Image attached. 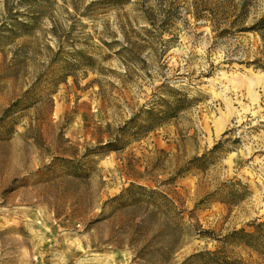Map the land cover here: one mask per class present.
<instances>
[{
	"label": "rangeland",
	"instance_id": "rangeland-1",
	"mask_svg": "<svg viewBox=\"0 0 264 264\" xmlns=\"http://www.w3.org/2000/svg\"><path fill=\"white\" fill-rule=\"evenodd\" d=\"M255 220L264 0H0V264H264Z\"/></svg>",
	"mask_w": 264,
	"mask_h": 264
},
{
	"label": "trees",
	"instance_id": "trees-1",
	"mask_svg": "<svg viewBox=\"0 0 264 264\" xmlns=\"http://www.w3.org/2000/svg\"><path fill=\"white\" fill-rule=\"evenodd\" d=\"M108 2L109 0H103ZM150 18V16H149ZM186 102V97L183 98H177L176 96H171L170 99H163L160 98V105L163 106V109L156 110L154 108L150 109L147 113L150 117L147 119L151 122L153 127H157L162 125L163 122L168 121L171 117L177 113L181 107L184 105L183 103ZM146 122V121H145ZM228 132H225L224 135H226ZM225 141L220 140L218 141L211 150L204 153L201 157H199V162H206L212 157L213 155L219 153L220 151H223L225 148L224 145ZM229 192H234L236 189V183H228ZM139 193L141 196L144 197H151L154 194H161L166 197V195L155 191L152 188H147L142 185H136L132 183L124 192L121 194V196H118V198H121L124 194H129L130 196L139 195L136 194ZM250 226H252L253 230H247L246 228H241L234 230L233 232L229 233L227 236V239L231 243H236L239 245L242 243L244 246L249 247L255 251H257L259 254L264 256V221H252L249 223ZM208 263V264H239L236 261H228L223 259L219 256L218 252H210V251H202L197 254H194L191 256L189 260H187V264L196 262V261ZM182 263V264H186Z\"/></svg>",
	"mask_w": 264,
	"mask_h": 264
}]
</instances>
